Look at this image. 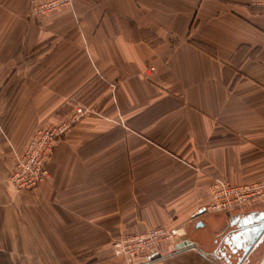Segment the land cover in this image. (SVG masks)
Returning a JSON list of instances; mask_svg holds the SVG:
<instances>
[{
    "label": "crops",
    "instance_id": "obj_1",
    "mask_svg": "<svg viewBox=\"0 0 264 264\" xmlns=\"http://www.w3.org/2000/svg\"><path fill=\"white\" fill-rule=\"evenodd\" d=\"M46 1L0 0V264H264V199L207 209L214 178L264 179V0ZM80 104L49 177L17 188L18 155ZM163 225L174 241L114 254Z\"/></svg>",
    "mask_w": 264,
    "mask_h": 264
},
{
    "label": "built area",
    "instance_id": "obj_2",
    "mask_svg": "<svg viewBox=\"0 0 264 264\" xmlns=\"http://www.w3.org/2000/svg\"><path fill=\"white\" fill-rule=\"evenodd\" d=\"M70 0H49L38 5L39 12H49L68 4ZM264 6V2H263ZM155 69L152 67L151 70ZM91 108L80 104L65 119L40 128L30 140L26 149L17 157L11 180L17 188H40L49 177L47 163L59 138L79 122ZM211 201L207 209L212 212H229L249 202L264 199V179L234 184L216 177L209 186ZM177 237L176 229L159 226L132 236L116 238L113 249L116 255L134 258L159 248Z\"/></svg>",
    "mask_w": 264,
    "mask_h": 264
},
{
    "label": "water",
    "instance_id": "obj_3",
    "mask_svg": "<svg viewBox=\"0 0 264 264\" xmlns=\"http://www.w3.org/2000/svg\"><path fill=\"white\" fill-rule=\"evenodd\" d=\"M206 209L204 208V209H202V210H200V212H203V211H205ZM190 245V242L189 241H184V242H181V243H177V244H174L173 246H172V248H171V251H176V250H179V249H183L184 247H187V246H189ZM264 246V236L262 237V240H261V242L258 244V246H257V248H256V253L258 252V251H260V249L262 248Z\"/></svg>",
    "mask_w": 264,
    "mask_h": 264
},
{
    "label": "rangeland",
    "instance_id": "obj_4",
    "mask_svg": "<svg viewBox=\"0 0 264 264\" xmlns=\"http://www.w3.org/2000/svg\"><path fill=\"white\" fill-rule=\"evenodd\" d=\"M36 8H38V6H36ZM37 12H39V11L37 10ZM14 170H15V168H14ZM261 251L264 252V248ZM113 252H114V249H113ZM262 252H261V254H262ZM114 254H115V252H114ZM261 260H262V256H261V259L259 258L258 263H261Z\"/></svg>",
    "mask_w": 264,
    "mask_h": 264
}]
</instances>
